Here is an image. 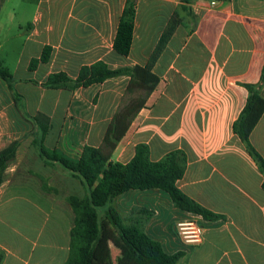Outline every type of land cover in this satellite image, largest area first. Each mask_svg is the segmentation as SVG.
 Returning <instances> with one entry per match:
<instances>
[{
	"label": "crops",
	"instance_id": "0c3cea01",
	"mask_svg": "<svg viewBox=\"0 0 264 264\" xmlns=\"http://www.w3.org/2000/svg\"><path fill=\"white\" fill-rule=\"evenodd\" d=\"M7 1L0 0V14ZM206 1L190 0L185 11L179 8L182 0H135L126 57L111 48L120 14L110 28L109 0H87L91 5L72 16L67 45L60 29L38 20L27 26L31 44L23 45L19 61L25 57V70L32 75L41 66L47 69L40 80L12 76L17 104L0 80V150L17 142L0 184V264H64L68 258L72 213L48 179L56 180L57 174L73 187L83 185L59 164H46L34 139L17 137L37 130L30 118L43 113L39 109L47 96L53 112L43 114L50 123L58 109L62 112L57 130L50 126L43 144L69 159H77L84 146L121 164L131 160L137 144L147 145L152 162L173 150L184 152L186 167L176 187L222 217L201 221V245L185 247L177 240L174 224L195 215L174 208L158 190H131L110 204L126 224L140 222L167 254L181 251L177 264H264V172L232 131L247 98L242 85L256 84L264 64V0H212L211 7ZM174 22L156 52L163 31ZM44 46L50 47L48 62L30 72L29 62L40 57ZM96 62L112 70L132 68L133 75L72 91L42 86L52 73L74 80L82 66ZM18 86L33 95V106ZM262 90L264 96V85ZM249 142L264 160V113ZM44 185L55 192L46 193ZM102 222L93 260L114 264L125 247Z\"/></svg>",
	"mask_w": 264,
	"mask_h": 264
},
{
	"label": "trees",
	"instance_id": "16d2710c",
	"mask_svg": "<svg viewBox=\"0 0 264 264\" xmlns=\"http://www.w3.org/2000/svg\"><path fill=\"white\" fill-rule=\"evenodd\" d=\"M190 0H182L180 9L187 10ZM135 0H125L112 40V51L126 57L129 54L134 30ZM176 22L165 29L158 41L156 52H160L170 36ZM50 47L44 46L38 59L29 62L28 70L32 72L37 64L49 60ZM133 75L132 68L109 69L103 62L90 66H82L74 80L63 72L50 74L42 84L47 89L86 88L100 84L106 79L118 76ZM0 80L6 84L13 101L17 104L19 95L13 90V79L7 68L0 65ZM264 64L259 81L256 84H243L247 98L238 117L232 124L233 133L240 139L248 155L264 172V160L249 142V135L264 113ZM20 111V109H17ZM26 118V117H24ZM38 128L39 136L32 141L37 148L39 157L46 164H59L67 170L71 177L80 181L84 195H69L65 198L72 213V226L69 233V252L64 264H100L93 260V253L101 232L100 221L103 219L117 234L125 247L122 256L115 259L114 264H177L183 256L181 251L167 254L159 241L150 238L143 230L140 222L126 224L118 212L110 206L118 196L131 191L158 190L163 193L172 206L182 212L200 216L205 222H213L222 218L220 215L204 208L183 194L177 187L186 167V156L181 150H173L160 160L149 159L148 147L137 144L134 155L125 164L106 161L102 154L92 146H84L77 159H69L55 149L44 146V139L50 130V119L43 113H36L30 118ZM17 142H11L0 150V184L4 179V170L13 160ZM264 186V185H263ZM46 193L55 192L47 185L43 186ZM1 260V255H0Z\"/></svg>",
	"mask_w": 264,
	"mask_h": 264
},
{
	"label": "rangeland",
	"instance_id": "374dc122",
	"mask_svg": "<svg viewBox=\"0 0 264 264\" xmlns=\"http://www.w3.org/2000/svg\"><path fill=\"white\" fill-rule=\"evenodd\" d=\"M100 5V3L95 2ZM94 3V4H95ZM136 4V2H135ZM87 5H91V2L87 0H8L0 14V65L8 69L15 80H23L27 76L35 80H40L41 75L47 69L46 66H41L39 71L32 75L27 73L25 70V57L19 61V54L22 50L23 45L27 40V26L33 24L34 21L38 20L40 25L45 26L50 25L53 28L63 32L62 44L67 45L72 41L70 24L72 23V16L78 11L81 12L85 9ZM125 5V0H109V10L111 27H113L116 22L121 9ZM144 3L140 4L139 9H143ZM101 8V6H100ZM1 23V22H0ZM59 31V32H60ZM28 45L31 44V40L27 42ZM27 54V53H26ZM25 86H18L20 93L28 95V100L30 105H34L33 95L25 93L23 91ZM52 104V98L46 97L43 105V109H39L44 114L48 115L53 112L49 107ZM27 112H33L36 109H25ZM62 109H58L56 114L52 116L51 127L52 132L57 130V125H59L58 117L61 115ZM39 136L38 128L37 130L29 132L27 134L17 135V137L36 139ZM61 167V166H60ZM62 170H64L61 167ZM57 179L50 180L48 183L59 191L58 200L61 201L63 207H66L64 197L67 195H84V188H81L79 183L75 187L72 186V181H66L54 174ZM56 181V182H55ZM60 182V184H58ZM70 183V184H69ZM76 183V182H75ZM104 222L108 224L105 220ZM103 223L100 221V224ZM201 223V221H200ZM185 250V248L182 246Z\"/></svg>",
	"mask_w": 264,
	"mask_h": 264
},
{
	"label": "built area",
	"instance_id": "2783aa9c",
	"mask_svg": "<svg viewBox=\"0 0 264 264\" xmlns=\"http://www.w3.org/2000/svg\"><path fill=\"white\" fill-rule=\"evenodd\" d=\"M205 3L211 7L214 1L207 0ZM200 221H202V218L195 215L193 218L178 221L174 224L175 237L183 246L196 247L201 245L204 229Z\"/></svg>",
	"mask_w": 264,
	"mask_h": 264
}]
</instances>
